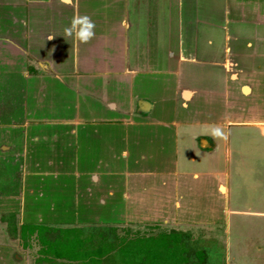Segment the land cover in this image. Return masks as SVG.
Segmentation results:
<instances>
[{"label": "crops", "instance_id": "obj_1", "mask_svg": "<svg viewBox=\"0 0 264 264\" xmlns=\"http://www.w3.org/2000/svg\"><path fill=\"white\" fill-rule=\"evenodd\" d=\"M263 163L264 0H0V264H105L106 228L159 264H261L232 226L264 217Z\"/></svg>", "mask_w": 264, "mask_h": 264}, {"label": "rangeland", "instance_id": "obj_2", "mask_svg": "<svg viewBox=\"0 0 264 264\" xmlns=\"http://www.w3.org/2000/svg\"><path fill=\"white\" fill-rule=\"evenodd\" d=\"M251 155V154H250ZM264 167V163L263 166ZM264 171V169H262ZM244 188L246 192L248 193V197L250 201H253L251 203L253 207H251L253 210L256 211H264V176H253V174L249 173L247 176L243 177ZM255 219L251 220L249 218V221H256V223H248L245 225H237L232 226V233L234 234L232 238L234 239L236 235H241L239 231H242L244 234H248V236L257 235L259 238L264 237V217H254ZM155 230L152 229L148 231V233L154 232ZM101 232V233H100ZM235 232V233H234ZM258 232V233H257ZM104 235V240L102 239V236L100 234ZM130 233L132 230H129L127 228H109V229H101V230H94L93 231V237H98L96 240L99 239V243L101 244V247L104 248V252L107 254L108 257H106L105 264H117L115 262V259H118L117 250L121 247L120 245L122 242H126L128 238L121 236L126 235L129 236L132 235ZM264 241V239L262 240ZM99 244V246H100ZM201 245H206V243L200 241ZM210 245V244H209ZM213 246V245H212ZM214 247V246H213ZM209 257L207 258V264H224L225 262V255L223 253V250L216 247L212 251L208 252ZM252 257L257 258V261H260L261 264H264V252L262 253H253ZM113 258V259H112ZM209 259V260H208ZM262 259V260H260Z\"/></svg>", "mask_w": 264, "mask_h": 264}, {"label": "trees", "instance_id": "obj_3", "mask_svg": "<svg viewBox=\"0 0 264 264\" xmlns=\"http://www.w3.org/2000/svg\"><path fill=\"white\" fill-rule=\"evenodd\" d=\"M155 246L152 247H140V246H133L132 244L126 243L122 246L119 250L118 259L122 264H159L158 260L161 258L166 257L165 255L160 256L159 251L154 250ZM103 249L99 250V256L102 253H105ZM201 256V260L203 261V255ZM172 256L168 257L171 258ZM174 258V257H172ZM100 258H90L89 263H95L97 260L99 261Z\"/></svg>", "mask_w": 264, "mask_h": 264}, {"label": "clouds", "instance_id": "obj_4", "mask_svg": "<svg viewBox=\"0 0 264 264\" xmlns=\"http://www.w3.org/2000/svg\"><path fill=\"white\" fill-rule=\"evenodd\" d=\"M95 24L88 16H74L70 24L63 29L65 37H71L74 42L87 43L95 35ZM52 37H49L51 39ZM213 138L224 137L225 132L218 126L210 128L209 133Z\"/></svg>", "mask_w": 264, "mask_h": 264}]
</instances>
